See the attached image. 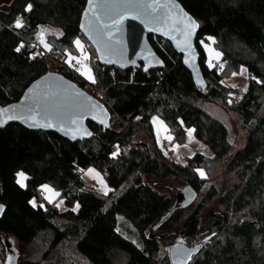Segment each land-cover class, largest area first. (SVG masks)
Returning a JSON list of instances; mask_svg holds the SVG:
<instances>
[{"label": "trees", "instance_id": "1", "mask_svg": "<svg viewBox=\"0 0 264 264\" xmlns=\"http://www.w3.org/2000/svg\"><path fill=\"white\" fill-rule=\"evenodd\" d=\"M179 1L200 23L196 46L206 88L196 85L182 55L156 34L148 37L164 67L145 72L139 66L134 73L133 68L102 65L79 28L86 0H0V104L18 100L33 80L50 71L49 56L41 53L29 59L32 51L26 46L41 25L49 24L62 29L56 43L64 47L74 46L72 41L78 36L90 43L95 52L91 62L97 78L94 87L102 91L99 100L112 113L109 128L89 120L93 134L76 141L19 123L0 126V202L6 205L0 218V255L4 263L6 244L13 239L24 247L42 238V257L19 259L20 250L15 247L16 264H50L44 261L48 251L69 239L75 240L76 248L92 264H153L160 249L156 236L174 232L183 209L194 201L174 208L178 193L160 190L149 177L185 175L199 192L202 177L195 169L210 158L197 151L185 163L168 160L156 149L152 117L160 116L176 140H183L186 127L194 129L213 158L223 159L231 148L228 129L201 101H226L231 87L221 83L223 73L245 66L250 80L238 102L229 104L251 127L245 145L231 155L230 165L240 179L222 193L211 188L189 214L183 233L196 242L208 233L220 232L212 243L202 246L191 264H264V113L257 115L264 106V83H257L264 81V0ZM26 2L33 5L29 12H24ZM21 15L24 26L16 28L14 21ZM208 36L215 37L214 44L222 52L225 66L221 71L205 62L200 41ZM21 41L24 47L16 52ZM59 69L76 81L78 74L63 65ZM79 76L78 84L85 88L87 80ZM140 133L149 141L135 140ZM116 146L120 151L112 157ZM89 166L104 174L107 195L84 181L82 170ZM20 170L27 174L24 187L16 183ZM41 184L58 190L67 208L60 210L55 202L43 207L37 202L33 207L29 200L42 195ZM124 185H128L124 191L114 194ZM216 196L223 209L210 212L203 221V210ZM120 214L139 233L138 244L123 233ZM148 229L151 234H146ZM157 231L163 232L157 235ZM162 264H172L169 255Z\"/></svg>", "mask_w": 264, "mask_h": 264}, {"label": "snow or ice", "instance_id": "2", "mask_svg": "<svg viewBox=\"0 0 264 264\" xmlns=\"http://www.w3.org/2000/svg\"><path fill=\"white\" fill-rule=\"evenodd\" d=\"M178 7L179 6L174 3V0H165L164 3H161L160 0H102V2L101 0H87V7L83 11V16H88L89 20L86 26L82 16L80 28L81 30H85L89 38L94 41L96 44V51L100 53L101 57L106 54L114 55L116 48L113 31H118V26L125 16L131 14L135 18L141 19L145 26L150 24L157 25L154 29L155 31L162 32L165 36H170L171 39L176 41V46L183 48L186 53L185 62L188 63L190 59L195 60L196 58L192 38L199 25L198 22L183 9L176 11ZM32 8V3L26 2L24 5V12H29ZM14 25L16 28H22L24 26L22 15L17 16ZM173 32L179 33V37L172 35ZM37 36L40 44H42L45 49L51 50L52 46L44 39V33H37ZM206 39L212 43L215 42V37L208 36ZM72 44L75 49L79 51V55L73 56L68 49H65V55L67 56L66 63L71 67H75V70L87 81L96 84L97 78L88 63L90 56L84 44L79 37H75ZM200 44L203 46L208 56V59L205 61L208 67H215L212 62L213 57L219 60L222 53L210 47L204 40H201ZM23 47L24 42L21 41L15 51L20 52ZM40 54L41 53H29V59H35V57ZM73 60L75 64L72 63ZM109 62L111 63L112 61L109 60ZM156 62L163 63L159 60ZM219 67L222 68L223 65ZM241 68L243 70V66H241ZM145 71H147V65L145 66ZM232 75H237V73L234 72ZM48 77L51 80L52 74L48 73ZM253 79L256 78L253 77ZM42 81L43 77H41L40 81L36 82L37 87H39ZM221 83H223V81H221ZM257 83H264V81L257 80ZM233 87H235V85H233ZM28 92L35 94L26 96L29 103L21 105L19 109L16 104L0 108V122L21 119L26 122L30 121L34 127L40 128H52L58 124L62 130L67 132H83L85 135H91L87 129L83 128L82 120L84 115H91L93 119L98 118L97 114L99 117H107V109L85 93L79 91V89L73 88L70 92L68 89L64 88L63 85L57 83L47 85L46 90L42 92H36L33 88H29ZM229 95H232V93H229ZM228 103H232V101L229 100ZM137 119H139V117H137ZM152 120L155 122L158 120V117L153 116ZM100 123H105V120L100 119ZM180 123L183 125V121ZM160 124L164 125V122L160 121ZM165 131H167L166 126ZM186 131L191 137L194 129L188 128ZM166 138L168 140L173 139L171 135H168ZM119 151V146H116V150L110 153V155L116 157ZM87 171L93 173L96 170L89 168ZM195 171L198 172L201 177L206 175L203 169L198 168L195 169ZM15 175L17 177L16 183L24 187V180L27 179L26 173L20 170L17 171ZM98 177V183L102 185L104 189L103 194L107 195L109 191L107 184L104 179L100 177V173L97 172L96 176L93 178L96 179ZM40 188L46 193L44 199L47 200L48 203H52L56 197L60 196V193L48 184H41ZM29 203L33 207H37L35 197L29 200ZM39 206L43 207V204ZM56 206L59 207V203H57ZM3 207V205H0V209H3ZM78 207L79 204L77 203L73 211H76ZM213 235H215V233H213ZM205 239L207 240L208 237H205ZM198 250V247L184 248L181 246L175 253L177 256L176 264H186V261L192 260L193 253Z\"/></svg>", "mask_w": 264, "mask_h": 264}, {"label": "rangeland", "instance_id": "3", "mask_svg": "<svg viewBox=\"0 0 264 264\" xmlns=\"http://www.w3.org/2000/svg\"><path fill=\"white\" fill-rule=\"evenodd\" d=\"M40 32L44 33V39L46 40L47 43H49L52 46L51 50H49L51 55L47 54L49 58L51 59V61L49 62L50 71L60 72L59 71L60 65L67 67L66 64L68 63H65L67 60V56L65 55V49H68L72 53L73 56L79 55V51L76 50L74 46L64 47L63 45L56 43V39L59 36H61L63 32L62 29L49 25V24H44V25H41L39 29L37 30V33H40ZM83 36H78V37L81 39L82 43L85 46L86 51L89 53L90 60L88 63L90 64L92 71L94 72L91 62H93L92 57L93 55H95V52L93 51L92 46L87 41V39L84 38L85 36L84 37ZM34 37L35 38L33 40H37L39 42V38L37 34ZM204 41L205 43H208L210 47H213L219 52H221V50L217 48L214 43L208 40H204ZM60 57L62 58V60L60 59ZM207 59H208V56H207ZM73 62L75 61L73 60ZM212 62L215 66H217L219 71L223 70L222 68L225 65H224L222 56L220 57L219 60H216L213 57ZM220 65H223V67L220 68L219 67ZM74 70H75V67H74ZM225 71L226 72H224L222 75V81H223L222 84L227 87H231L227 94L226 101H224L223 99H216V98L201 101L202 105L209 112H211V114H213L215 117L220 119L226 125L228 129V140H229L231 148H230L229 154L223 159H219V160L214 159L213 158L214 155L210 151V149L207 146H205L198 138H196L193 132L190 137L186 131V129H188L189 127H186L185 137L183 138L182 141H180L179 139L178 140L174 139V135L170 131L168 124L160 116L155 115L156 117H158V120L155 122L151 120V124H152L151 131H153L156 137L157 143L159 141V143L156 145V149L161 155L165 156L168 160L182 161L185 163L187 161L186 158L188 156H192L197 151L203 152L206 155V157H208V159L210 158L209 162L198 167L199 169H203L206 175L200 179L201 186H200L196 200H194V202L189 207H186L183 209L180 219L176 223H174V226H173L174 232L161 236L160 234L158 235V233H161L163 231H157L158 236L156 237L159 241L160 249L158 253L156 254V256L154 257L153 264L165 263L166 257L170 253L171 246L177 240L181 241L182 239L190 238L191 245L192 246L195 245L196 244L195 241L192 240L191 237L183 233V230H184L183 226L189 214L192 213L196 209V207L204 201L205 197H207L208 192L210 191L211 188L215 186L218 188L219 192L222 193L224 189L226 190L227 188L231 187L234 183L238 182L240 179L238 177V174L234 172V170L232 169V166L230 165L231 155L236 150H238L239 148L245 145L247 141V136H248V133L251 127L246 125L244 123L243 118L230 107L229 104L231 103H228V95L229 93L233 91L235 87H243V89H245V86L248 84L251 76L248 73V70L245 66H243V70L240 67L239 69L234 70V71L230 69H227ZM234 72L237 73V75H232V73ZM75 73L80 74L77 71ZM233 85H235V87H233ZM95 94L96 96L95 95L94 96L97 97L98 99L99 98L103 99V93L101 90L97 89ZM263 113H264V106L259 110L257 114L258 117ZM160 121H163L164 125H161ZM165 126H166L167 131H165ZM168 135H171L173 139L168 140L166 138ZM141 138L149 141L145 133L137 134L135 137V140H138ZM164 139L168 141L167 148L163 146ZM89 168L95 169L96 171L93 173H89L87 171ZM97 172L100 173V177L104 179L109 189V186H108V183H107V180L104 174L101 171H99L97 168H95L94 166H89L86 169H84L82 171V176H83L84 181L89 186L97 185V187L95 188L97 189L98 192L103 194L104 192L103 186L98 183L99 177L96 179L93 178L96 176ZM149 178L152 180L153 183H157V186L160 190L168 192L169 194H172L174 196L177 193H179L186 185H188V182L190 179L186 177L185 175H175V176H170V177L161 178V179H157L154 176L149 177ZM26 181L27 179L24 180V185L26 184ZM127 186L128 185H124L120 187L117 190V192L114 194H120L122 191L126 189ZM45 194L46 193L42 192V195L40 194L38 199H36V203L37 202H40L42 204L48 203V201L44 199ZM218 196H216L212 202L208 203L206 206V209L203 210L202 212L203 221H206L208 219V215L210 212H215V211H219L223 209L224 206L219 202ZM54 202L55 204L59 203L60 206L58 208L60 210L67 208V205L65 204L64 199L61 198L60 196L56 197L53 200V203ZM119 220H120V224L123 226V229H122L123 233L129 238H131V240H133L135 243L138 244L139 233H137L135 227L130 223V221H128L121 214L119 215ZM150 232L151 231L148 229L146 231V234H151ZM213 233H215V235H213ZM219 234L220 232L213 231L211 233L204 235L203 237H200L199 240L196 242H201L202 246L206 247L208 244L212 243L214 240V237L216 238ZM205 237H208V239L206 240ZM41 239L42 238H39L36 242H33L32 244H29L24 247L19 244L17 239H13L14 246L16 248L18 247V249L20 250L19 259H23L24 257L40 259L42 257L43 250H44V248L42 247L43 243ZM44 261L45 263H50V264H92L88 260V258L76 248L74 239L66 240L54 246L53 248H51L48 251V254L46 258L44 259ZM0 264H5L4 259L2 258L1 255H0Z\"/></svg>", "mask_w": 264, "mask_h": 264}, {"label": "water", "instance_id": "4", "mask_svg": "<svg viewBox=\"0 0 264 264\" xmlns=\"http://www.w3.org/2000/svg\"><path fill=\"white\" fill-rule=\"evenodd\" d=\"M102 2V0H101ZM161 3H164L165 0H160ZM174 3L178 5V9L176 11H179V9H183L185 12H187L189 15H191L197 22L200 27L199 21L196 19V17L190 13L179 0H174ZM87 7V0L86 4L84 6V9ZM83 9V11H84ZM83 11L81 13L80 17V22H79V28H80V23H81V18L83 16ZM89 17L88 16H83V21L85 25L87 26L88 24ZM107 22V21H106ZM110 23V22H109ZM155 27L157 25H148L145 26V24L142 22L141 19L135 18L133 15L129 14L125 16L123 21L120 23L118 26L119 30L118 31H113V37H114V42H115V48L116 52L114 55H108L106 54L105 56L101 57L100 53L96 51V44L92 39L89 38V36L86 34L85 30L80 31L83 33V35L88 39V41L93 45L96 53H97V59L102 65H107V66H117L121 69H127V68H133V67H139L142 66L143 70L145 71V66L147 65V71L150 69H155V68H162L165 66V63L163 59L159 56V54L156 52L154 47L152 46L150 40H149V34H156L158 36L163 37L164 39L168 40L174 49L182 55L183 63L186 66L187 69L190 70L193 80L196 83V85L200 88H206L207 87V82L203 76L202 70L200 68V63H199V58L200 54L196 46V37L199 31V27L196 29V32L193 35L192 38V43L193 47L196 53V58L195 60H189L188 63L185 62V55L186 53L184 52L183 48L177 47L176 46V41L171 39L170 36H165L162 32L155 31ZM172 35H176L179 37V33L173 32ZM122 53V55H121ZM109 60L112 62L110 63ZM162 61L163 63H157L156 61ZM134 62V63H133ZM146 72V71H145ZM48 73L52 74L51 80L48 77ZM41 77H43V81L40 83L39 87H37L36 82L41 80ZM61 84L63 85L64 88L68 89L70 92L72 91L73 88L79 89V91L85 93L87 96L91 97L93 100L97 101L98 103L102 104L106 109H107V117H99L97 114L98 118L93 119L91 115L85 114L82 120V125L83 128L87 129L88 132L93 134V130L88 124V121H93L105 128L110 127V122L112 118V113L108 109V107L100 101L97 97H95L93 94L87 92L84 90L78 83H76L74 80L68 78L64 74L57 72V71H48L45 74L41 75L40 77L36 78L33 80L24 90L22 93L21 97L11 103H8L6 105H1L0 108L3 107H8L9 105L16 104L18 106V109L21 105L29 103V101L26 99V96H32L35 93H30L28 92L29 88H33L36 90V92H42L46 90L47 85L49 84ZM100 119H104L105 123H100ZM9 123H19L22 126L26 127L27 129L30 130H51L57 132L59 135L71 140V141H76L80 140L86 137H89L91 135H85L83 132H78V133H70L65 130H62L61 127L57 124L56 126L52 128H40V127H34L30 121L26 122L25 120L21 119H15V120H7L4 122H0V126L7 125ZM198 195L197 189L191 185L188 184L186 185L179 193L177 197V201L174 205L175 207L178 206H187L190 203H192ZM0 205H3V209H0V218L3 216L4 212L6 211V205L0 202ZM195 245H188L180 240H177L170 248V253L169 257L171 260L172 264H176L177 261V256L175 255L176 250L179 249L181 246L184 248H191V247H198V251L193 253V258L192 260H187L186 264H191L193 260L195 259V256H197L202 248V243L201 242H195ZM8 256L5 264H16V259L18 257V254L16 252L15 246L13 241L10 243L6 244ZM11 258V259H9Z\"/></svg>", "mask_w": 264, "mask_h": 264}, {"label": "built area", "instance_id": "5", "mask_svg": "<svg viewBox=\"0 0 264 264\" xmlns=\"http://www.w3.org/2000/svg\"><path fill=\"white\" fill-rule=\"evenodd\" d=\"M27 48L32 51V53H45V54H49L51 55L50 51L48 49H45L37 40H32L29 41L28 43H26ZM60 59L62 60V58L60 57ZM66 63V62H65ZM73 64H75V62L72 61ZM66 66L72 70L73 72H76V70H74V67H71L70 65L66 64ZM137 70L136 67H133V71L135 73V71ZM80 76L78 74L77 78H76V83H78V80H80ZM86 91H88L89 93H92L93 95L96 96V91L97 89L94 87V84L90 83L89 81H86V86L84 88ZM243 87H235L233 89V91L231 92L232 95H228V101L231 100L232 103H237L240 96L243 94ZM231 103V104H232ZM163 146L167 148L168 146V141L167 140H163ZM94 188L97 187V185H93Z\"/></svg>", "mask_w": 264, "mask_h": 264}, {"label": "bare ground", "instance_id": "6", "mask_svg": "<svg viewBox=\"0 0 264 264\" xmlns=\"http://www.w3.org/2000/svg\"><path fill=\"white\" fill-rule=\"evenodd\" d=\"M190 238L188 239H182L181 242L185 243V244H188V245H191V242H190Z\"/></svg>", "mask_w": 264, "mask_h": 264}]
</instances>
